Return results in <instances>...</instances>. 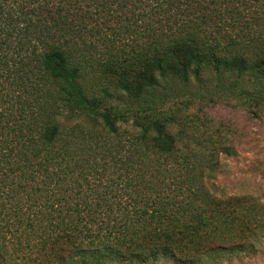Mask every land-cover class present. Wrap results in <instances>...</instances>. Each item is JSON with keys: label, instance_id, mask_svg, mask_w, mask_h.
Segmentation results:
<instances>
[{"label": "trees", "instance_id": "16d2710c", "mask_svg": "<svg viewBox=\"0 0 264 264\" xmlns=\"http://www.w3.org/2000/svg\"><path fill=\"white\" fill-rule=\"evenodd\" d=\"M205 70L263 83L264 0H0V264L255 255L264 212L252 199L210 193L204 152L179 148L164 122L136 117L125 146L128 122L103 104L112 92L92 93L108 82L141 99ZM96 178L112 184L111 201L96 197L105 213Z\"/></svg>", "mask_w": 264, "mask_h": 264}, {"label": "rangeland", "instance_id": "374dc122", "mask_svg": "<svg viewBox=\"0 0 264 264\" xmlns=\"http://www.w3.org/2000/svg\"><path fill=\"white\" fill-rule=\"evenodd\" d=\"M102 87H107L113 94L111 98L103 99V104L120 112L128 122L121 123L124 145L133 130L132 123L136 117L164 122L167 131L175 136L179 148L195 153L204 152L203 159L211 169L208 175L205 174L203 182L210 193L218 198L252 199L257 210L261 208L264 212V106L257 107L251 99L260 95L258 93L261 90L264 95V81L260 83L252 75L239 76L205 70L193 73L187 82L176 80L164 84V87L141 99L114 94V86H108V82H102L101 87L94 88L92 93L103 98ZM62 120H66L65 116ZM95 135L99 136L98 133ZM224 148L229 152L223 151ZM194 161L191 159V163ZM165 164L170 169L172 165L177 166L172 160ZM154 169V174L160 178L161 169L158 166ZM178 172L182 175L175 174V182L180 180V176L185 180V174ZM100 173L108 176V170ZM95 175L97 177L99 173ZM172 178L174 173L167 178L166 183L174 187ZM109 184L106 178L90 185L97 189L95 192L88 191L93 194L91 199L94 209L97 208L95 203L98 195L107 196L108 202L111 201L105 190ZM97 210L98 213H105L107 208ZM257 246L255 255L234 258L223 264H264V234L259 237ZM156 264L175 263L161 259Z\"/></svg>", "mask_w": 264, "mask_h": 264}]
</instances>
